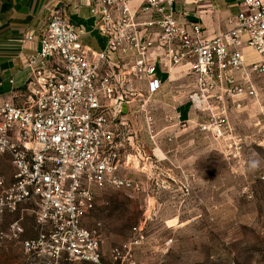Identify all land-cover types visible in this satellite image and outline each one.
<instances>
[{"label":"built area","instance_id":"2783aa9c","mask_svg":"<svg viewBox=\"0 0 264 264\" xmlns=\"http://www.w3.org/2000/svg\"><path fill=\"white\" fill-rule=\"evenodd\" d=\"M178 1L140 0L133 7L131 0H95L90 14L104 39L99 50L83 42L62 8L50 12L24 86L0 95V157L12 167L9 179L0 174V217L22 203L37 206V234L22 240L25 251L99 264L96 231L83 219L98 190L143 191L140 181L119 172L133 162L129 118L142 116L147 128L154 123L149 103L161 89L159 73L170 77L184 68L191 76L188 100L208 113L198 127L215 139L230 131L228 105L239 108V100L257 97L264 0H242L213 36L199 22L175 16ZM245 48L256 55L252 62H245ZM23 231L14 221L0 231V242Z\"/></svg>","mask_w":264,"mask_h":264},{"label":"rangeland","instance_id":"374dc122","mask_svg":"<svg viewBox=\"0 0 264 264\" xmlns=\"http://www.w3.org/2000/svg\"><path fill=\"white\" fill-rule=\"evenodd\" d=\"M177 85L170 102L160 94L149 103V128L140 118L127 131L133 162L119 173L143 191L98 190L83 219L96 231L99 264H264V103L227 109L230 131L215 139L198 127L208 113L190 109L200 119L183 125L194 85L188 76ZM11 173L0 157V174ZM36 210L27 202L0 217V231L14 221L24 230L0 242V264H96L25 251L22 240L37 234Z\"/></svg>","mask_w":264,"mask_h":264},{"label":"crops","instance_id":"0c3cea01","mask_svg":"<svg viewBox=\"0 0 264 264\" xmlns=\"http://www.w3.org/2000/svg\"><path fill=\"white\" fill-rule=\"evenodd\" d=\"M241 1L179 0L174 6V14L179 19L199 22L206 35L213 36L223 29L227 16L239 11ZM139 2L140 0H131L133 7ZM94 3L95 0H0V95L7 94L12 87L19 89L24 86L30 72L27 60L39 50L40 35L50 12L56 8H62L68 20L82 30L84 43L95 50L101 49L104 39L95 30L96 17L90 14V7ZM142 19H147V16H143ZM27 36H32V39L27 40ZM243 54L246 63L256 59V55L250 49L245 48ZM184 72H186L184 68H175L170 77H167L166 73H159L160 79L163 76L162 86L155 97L161 94L166 102L174 99L177 83L188 76ZM11 79L13 84L10 83ZM255 84L256 98L241 99L239 108L231 105L227 108L238 111L241 108L264 103V76L256 79ZM186 104L188 109L181 121H186V124L197 122L200 118L196 116V112L190 110L196 111V109L189 100ZM140 118L143 117L139 116L137 119ZM129 120L130 126L131 124L133 126L135 119L129 118Z\"/></svg>","mask_w":264,"mask_h":264}]
</instances>
